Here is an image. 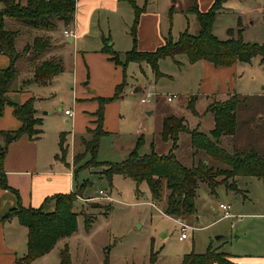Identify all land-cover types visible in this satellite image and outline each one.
<instances>
[{
  "label": "rangeland",
  "instance_id": "rangeland-1",
  "mask_svg": "<svg viewBox=\"0 0 264 264\" xmlns=\"http://www.w3.org/2000/svg\"><path fill=\"white\" fill-rule=\"evenodd\" d=\"M21 1L25 2V0ZM190 1L192 0H134L135 5L139 8L145 7L146 12L145 18L137 26V48L154 49L162 44L169 34L173 40H176L186 29L190 34H197L196 16L186 9ZM88 4L91 7L87 15L89 12L92 13L87 20L88 32L84 35L89 41L88 49L91 52H98V49H94L97 48L95 44L101 43V38H108L113 50L123 57V53L132 47L130 35L134 20L132 5L125 0H120L117 6L108 0H90ZM170 6L173 7L171 17ZM88 7L89 5L85 8ZM263 8L264 0H226L216 16L213 26L214 35L226 39L227 29L236 30L238 28L236 20L240 17L243 41L263 44L264 23L261 21ZM4 27L17 32L15 48L18 52L33 36L45 34L50 37L52 46L43 52L42 56L57 55L61 59L62 71L54 75L47 84L32 83L26 88L38 98L35 102L36 116H42L50 123L40 127L47 130L43 134L41 145L52 144L58 132H71L72 119L65 117L63 110L73 108L75 111L72 105L75 89L76 111L91 120L87 124L90 127L95 125L93 122L95 116L91 114L95 110L89 112L92 105L98 107L99 98L110 99L104 104V128L109 133L101 136L96 156V161L102 165L88 164V167L78 169L76 173L77 181L79 183L86 181L87 185L75 203L76 211L79 213L76 238L69 242V259L66 264H180L183 255L187 253L205 252L209 241L214 245L220 244L222 241L218 242L216 239L219 235H223L228 240L225 241V250H229V243L232 244L235 252H244V254L255 255L263 249L264 218L256 217L255 222L250 219L242 222L243 219H219L222 213H214L215 209L219 210L220 203L230 205V212L236 206H241L239 200L235 203L236 195L233 191L226 189L223 184H218L215 192L212 193L205 182L199 181L193 213L174 216L164 213L165 200L169 193L165 180H162L163 183L160 185V198L155 201L151 199L145 182L140 183L136 188L130 178L114 174L110 186L100 174L106 165L125 160L135 148L139 138L142 140L137 148L139 155L148 154L151 149L159 155L167 154L171 149L172 141L170 139L164 141L160 133L164 118L171 115L182 118L186 128L178 135L175 140L176 147L173 149V153L182 164L191 166L193 162L196 164L199 160H207L210 165L224 167L212 161L202 151H198L192 161L188 132L197 129L208 134L213 128V115L207 111V107L213 100H225L229 96L219 93L232 92L230 94L236 95L239 99L236 108L238 120L236 130L233 135L226 136L224 143L220 140V146L229 154L232 153V147L234 148L235 145L240 152L250 148L259 153L264 152V98L262 97L264 65L261 64L259 56L252 58L248 63H238L222 71L215 70L211 65L209 69L205 61L189 64L184 55L166 57L158 62L157 68L161 73L158 78L148 64L129 62L124 71V87L120 96L114 98L115 87L123 80L122 69L111 61L112 66L109 67H113L118 72L114 74L110 68L104 67L98 55H89L87 59L91 64V72L87 78L82 60L83 53L78 51L80 41L74 44L64 37L63 29L71 27H67L63 21H57L54 28L40 29L7 18ZM157 32L160 38L156 43ZM28 60V56L18 58L17 74L10 85V90H19L21 79L30 74L25 67ZM73 69L77 77L74 86ZM117 77L119 79L116 81ZM145 87L147 89L143 93L150 88L155 95L141 104L140 98L143 96L141 90ZM170 95L176 97L168 102L167 96ZM82 134L76 133L78 144L76 150L79 151L82 149L80 147ZM84 136L89 138L90 134ZM88 158L89 155L81 163ZM236 184L238 188L251 192L250 198L253 202L246 201L245 210L263 214L264 180L238 176ZM99 190L110 195L112 200L100 198ZM93 203H98L100 206L92 208ZM107 204H110V208L105 211L103 205ZM46 209L49 210L48 205ZM81 211L92 217L88 229L85 228V217L84 213H80ZM176 220H183L197 228L187 230L186 240H179L181 231ZM22 246L24 248V243ZM63 247V243L59 242L45 258H37L29 264H61L60 253ZM18 254V257H21L20 249Z\"/></svg>",
  "mask_w": 264,
  "mask_h": 264
},
{
  "label": "trees",
  "instance_id": "trees-1",
  "mask_svg": "<svg viewBox=\"0 0 264 264\" xmlns=\"http://www.w3.org/2000/svg\"><path fill=\"white\" fill-rule=\"evenodd\" d=\"M129 2L134 11V20L130 29L132 37V47L123 53L114 51L112 43L108 38L102 39L100 52L108 55L109 59L123 72V80L115 87L114 98L120 96L125 84V68L129 62H144L148 64L155 77L161 76L158 71V62L166 57L174 58L177 55H184L189 64L198 61H206L214 67H230L236 63H248L252 58L259 56L261 64L264 65V43L244 42L241 37V20H237L238 28H230L226 33V39H220L213 33V25L216 15L221 9L225 0H213L207 10L201 11L196 4L188 8V12L195 14L198 22L197 34H190L187 29L181 32L176 40L169 34L163 43L151 50H140L137 48L136 30L141 15L145 12V7L139 8L134 0ZM77 0H0V54L8 57L7 67L0 69V116L4 113L6 105L12 107L13 116L18 119L21 126L16 130L0 131V138L3 143L0 145V169L8 145L16 141L22 135H27L31 140H35L41 133L39 128L41 119L36 117L33 97L27 99L22 104L9 102L5 94L9 91L10 85L17 74L16 61L22 56H28L32 76L22 81L19 91H23L25 86L31 83L47 84L51 78L62 71L61 59L57 56L43 57L42 54L52 46L49 36L45 34L35 36L28 42L21 51L15 48L17 32L4 27L5 18H13L28 26L40 29H50L56 26L57 21H63L65 25L74 19L75 6ZM170 17L173 7L169 8ZM99 106L96 109L95 127L87 129L89 138H82L83 151L73 156L74 171L89 166L102 165L96 161L97 152L101 136L107 132L103 129L104 104L110 99L99 98ZM239 99L236 95H230L225 100H213L207 107L214 119L213 128L208 134L197 129L188 131L190 133V143L194 152L202 151L208 157L224 167L213 166L199 160L191 166L182 164L173 149L176 147L175 140L178 135L186 130L183 119L174 116L164 118L161 128V137L164 141H172L171 149L167 154L159 155L151 149V152L144 155L137 153V148L141 143L138 139L135 148L128 154L127 158L120 163L108 164L100 171L111 186V179L114 174H119L130 178L136 185L145 182L150 191L152 200L160 198V185L165 180L168 194L165 200L164 213L166 215L182 216L194 211V199L199 181L205 182L211 192H215L218 184H223L226 189L238 192L235 178L238 176H253L264 180V152L259 153L255 149L238 151L234 148L232 153H227L221 146L220 140L223 136L233 135L237 127L236 108ZM89 155L88 160L81 163ZM67 145L65 143V133L59 134V158L66 160ZM87 185L86 181L79 183L76 180L73 192L66 194H56L51 197L54 206L51 211L45 207L30 208L17 205L7 211L1 220L16 218L17 221L27 230L26 253L18 259L17 264H29L50 252L55 245L71 235L77 230L76 200L83 194ZM0 186L8 188L5 184L4 174L0 175ZM14 191V190H13ZM98 203H93L92 208L99 207ZM105 211L110 208V204L103 205ZM80 213H84L81 211ZM85 228L90 226V215L84 213ZM61 264L68 261V247L64 245L61 251ZM228 254L220 251L219 248L211 244L203 253L190 252L183 255L180 264H230Z\"/></svg>",
  "mask_w": 264,
  "mask_h": 264
},
{
  "label": "crops",
  "instance_id": "crops-1",
  "mask_svg": "<svg viewBox=\"0 0 264 264\" xmlns=\"http://www.w3.org/2000/svg\"><path fill=\"white\" fill-rule=\"evenodd\" d=\"M80 1L81 0H77L76 2L74 19L71 22L72 24L69 23L68 25V27H71L70 30L74 31V33L76 34V38L72 41L69 39L68 40L70 42H73L74 44L80 41L78 42L79 45L78 51H80L81 54L83 53L82 60L84 61L86 68L85 71L86 77L88 78L91 72V64L87 58L89 57V55H94V54L98 55V58L102 61L104 67L110 68V70H112L114 74L115 73L118 74V72L113 67H109L112 65L110 64L111 60L109 59V57H107L108 55L104 53L106 55L105 56L103 55V53L100 52L99 49L102 47L101 44L102 42L95 44L97 48L94 49H98V52L96 51L91 52V50L88 49L89 41H87L84 35H86V33L88 32L89 22L87 20L90 19V15L92 13L89 12L87 15V12L89 11V8L91 6L90 4H88L90 0H82L81 3ZM108 1H110L114 5L116 4V6L120 4V0H108ZM212 2L213 0H201V2L199 0H192L190 1V5L188 6V8L196 4L201 11H205L208 9V7L211 5ZM87 5H89V7L86 9L85 7ZM111 8L115 9L114 7ZM222 8L223 5L221 9ZM221 9H219L218 13L220 12ZM110 11H115V10H110ZM145 16H146V12H144L141 15L139 23H141V21L145 18ZM238 19H240V17H238L237 20ZM6 20L7 18H5L4 22ZM159 38L160 35L157 32L156 43L158 42ZM30 41L31 40H29L28 42ZM28 42H26V44ZM142 49H147V48L141 47L140 50ZM51 56H57V55H51ZM106 60H109L110 62ZM204 63H206L209 69L212 66V68H214L217 71H222L225 68H230L238 64L236 63L230 67H214L209 62L205 61ZM8 64H9L8 57L3 54H0V69L7 67ZM25 67L28 69V71H30V74L22 78L21 81L28 79L32 76L29 61L26 62ZM118 79L119 78L117 77L116 81ZM76 80H77L76 71H74L73 69V86L74 84H76ZM31 84L26 85L23 91L9 89V91L5 94L6 99L11 103L22 104L27 99L33 97L34 107H35V102L36 99L38 98H36L32 94L29 88L26 89L28 86L30 87ZM34 84H38V83H34ZM145 89H147V87L141 90L142 93ZM74 93L75 96L73 97L72 105L75 107V111L72 108L73 115L72 117H68L72 119V123H71L72 130L71 132H65V143L67 145V156L65 161H62L59 158H57L59 155V134H60L59 132L57 134L56 140L52 144L41 145V139L43 138V134H45L47 130H44L43 128L41 129L40 127H43V124L46 123L50 125L49 121H47V119L42 116H39V118L41 119V125L39 126L41 130L40 135L42 134V136L39 135L37 139L31 140L30 138H28L27 135L24 134L21 137H19L16 141L8 145L7 152L4 156L2 166L0 169V175L4 174L5 184L8 187V188H4L0 186V217H2L10 209L15 208L18 204L23 207H30V208H39L41 206L46 207L48 205L49 207L48 211H51L54 206V200L51 199L52 196L56 194H66L74 191L77 178H76V171H74V166L72 163L73 156L76 153L83 151L82 138L85 137L84 136L85 134H87V129H93L95 127V125H93V127L87 126L88 122L90 123L91 120L90 119L88 120L85 115L82 116L79 114V112L76 111V99H77L76 89L74 90ZM230 93L232 92L219 93V94L222 95L226 94L225 96L228 95L230 96L231 95ZM262 97L264 98V93H262ZM97 108L98 107H96L93 104L89 112H93L94 110L96 111ZM95 111L91 114L94 115ZM64 116L67 117L66 115ZM104 123H105V119H103V129L104 131L107 132L106 134H108L109 131H107L104 128ZM20 126H21L20 121L16 119L12 114V107L6 105V107L4 108L3 115L0 116V131L16 130ZM76 133H81V134L83 133L82 134L83 136L80 137V144H81L80 147H82L80 151L76 150L78 147V144L76 142ZM225 139L226 136H223L221 139V143H224ZM2 143L3 141L0 138V145H2ZM235 147L237 148L236 145ZM234 148L232 147V149ZM191 150H192L191 152L192 161H194V157L197 154V152H194L192 147ZM203 161L206 164L208 163L207 160H203ZM249 177H253V176H249ZM235 180L237 182V177L235 178ZM238 190H239L238 192H233V194L236 195L234 201L236 203L239 200L240 202L239 204H241V206L239 207L236 206L234 210L230 212L231 207L229 205L230 208H229L228 217H223V211L218 206L219 210L215 209L214 213L215 214L222 213L219 219H236V220L243 219L242 222H244L245 219H250L251 221L255 222L254 220L256 219V217H261V219L264 218V213L256 214L251 210H245V208H247L246 201L251 203L253 202L252 201L253 199L250 198L251 192H249V190H243L242 188H238ZM110 198L112 200L111 196ZM235 225L237 224L235 223ZM75 236L76 234L74 233L70 237L63 239L59 242H62L63 245H67L68 247V245L70 244L69 243L70 240H74L76 238ZM216 239H218L217 240L218 242L219 241L222 242L220 244L214 245L212 241H209L207 247L211 244L213 247L219 248L220 251L224 252L225 254H228L227 259L229 260L230 264H264V247L260 252L256 253L255 255L250 253L244 254V252L242 253L235 252L234 247L232 246L231 243H229L230 245L229 250H225L224 249L225 241L228 240H226L223 237V235L217 236ZM26 241H27V230L17 221L16 218H11L8 220L0 219V264H17L18 259L22 258L26 253ZM23 243H24V248L22 246ZM19 249L22 251L21 257H18ZM52 250L38 259L45 258L48 254L52 252Z\"/></svg>",
  "mask_w": 264,
  "mask_h": 264
},
{
  "label": "built area",
  "instance_id": "built-area-1",
  "mask_svg": "<svg viewBox=\"0 0 264 264\" xmlns=\"http://www.w3.org/2000/svg\"><path fill=\"white\" fill-rule=\"evenodd\" d=\"M262 23H264V8L262 9V19H261ZM69 25V24H68ZM67 25V27H68ZM63 35L65 38L69 39V40H74L76 38V34L74 33V31L65 28L63 30ZM155 95V93L152 90H148L145 91L143 93V96L140 98V103L143 104L146 101H148L151 97H153ZM176 95H170L167 96V101L170 102L173 98H175ZM64 115H66L67 117H72L73 115V110L71 108H66L63 111ZM99 197L102 199H106V200H111L110 196L107 195L106 193H104L103 190H99L98 191ZM220 209L223 211V217H228L229 216V205H225V204H220L219 205ZM176 222L179 224L180 226V236H179V240H184L187 238V230H195L197 227H194L193 225H190L189 223H186L182 220H176Z\"/></svg>",
  "mask_w": 264,
  "mask_h": 264
}]
</instances>
